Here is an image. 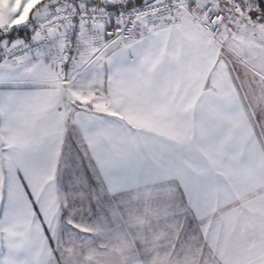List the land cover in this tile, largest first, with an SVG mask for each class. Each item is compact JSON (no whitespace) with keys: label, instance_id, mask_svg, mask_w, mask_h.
<instances>
[{"label":"snow or ice","instance_id":"6c2138e0","mask_svg":"<svg viewBox=\"0 0 264 264\" xmlns=\"http://www.w3.org/2000/svg\"><path fill=\"white\" fill-rule=\"evenodd\" d=\"M0 264H264V0H0Z\"/></svg>","mask_w":264,"mask_h":264}]
</instances>
